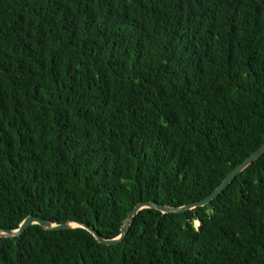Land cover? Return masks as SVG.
<instances>
[{"label": "trees", "instance_id": "1", "mask_svg": "<svg viewBox=\"0 0 264 264\" xmlns=\"http://www.w3.org/2000/svg\"><path fill=\"white\" fill-rule=\"evenodd\" d=\"M263 141L264 0H0V228L115 238ZM0 264H264V154L116 244L31 224Z\"/></svg>", "mask_w": 264, "mask_h": 264}, {"label": "water", "instance_id": "2", "mask_svg": "<svg viewBox=\"0 0 264 264\" xmlns=\"http://www.w3.org/2000/svg\"><path fill=\"white\" fill-rule=\"evenodd\" d=\"M264 154V141L263 143L255 149L250 155H248L243 161H241L238 165L234 167V169H231L221 180V182L215 187V189L207 195L205 198L195 201L192 203L185 204L183 206L179 207H170L165 206L163 204H159L157 202H150V201H141L135 204V206L127 213V215L124 218L123 224L120 229V234L111 239L102 238L101 235L98 234V232L92 227L85 223L81 222H75V221H68L61 224H55L52 222H48L45 219L39 218L35 215H28L25 217L22 222L19 224V226L16 229H3L0 228V237L1 236H19L29 225L31 224H39L45 229H67L71 227H82L92 233L98 242L106 245H113L117 242L121 241L123 237L125 236L127 232V226L130 223L131 218L141 209L143 208H154L157 209L163 213H178L182 212L187 209L194 208L196 206L205 205L208 202H210L212 199H214L217 195H219L233 179L236 177V175L244 170L246 167H248L251 163L259 159ZM71 223H75L76 225H70ZM199 224V222H198Z\"/></svg>", "mask_w": 264, "mask_h": 264}, {"label": "bare ground", "instance_id": "3", "mask_svg": "<svg viewBox=\"0 0 264 264\" xmlns=\"http://www.w3.org/2000/svg\"><path fill=\"white\" fill-rule=\"evenodd\" d=\"M70 225H76L75 223H71Z\"/></svg>", "mask_w": 264, "mask_h": 264}, {"label": "rangeland", "instance_id": "4", "mask_svg": "<svg viewBox=\"0 0 264 264\" xmlns=\"http://www.w3.org/2000/svg\"><path fill=\"white\" fill-rule=\"evenodd\" d=\"M198 224V222H196V225ZM73 226V225H72Z\"/></svg>", "mask_w": 264, "mask_h": 264}]
</instances>
